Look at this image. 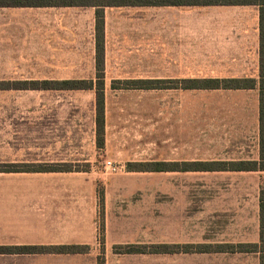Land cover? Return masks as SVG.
<instances>
[{
	"label": "crops",
	"instance_id": "1",
	"mask_svg": "<svg viewBox=\"0 0 264 264\" xmlns=\"http://www.w3.org/2000/svg\"><path fill=\"white\" fill-rule=\"evenodd\" d=\"M260 48L256 5L0 7V264L21 263V255L6 248L90 245L97 235L94 195H127V176L147 174H112L105 167L110 159L121 168L137 162L143 153H133L141 149L136 137L147 145L156 135L157 157L167 166L261 163ZM233 79L252 80L254 88H198ZM29 82L83 88L45 98L43 138L22 132L36 121L22 117V97L14 92L36 86ZM98 88L104 106L100 146ZM158 173L187 179L202 173L206 188L221 186L215 195L220 210L211 211V218L220 212V234L210 236L217 226L206 222L201 242L260 243L264 171ZM193 229L189 238L197 236L195 224ZM188 258L261 264L257 253ZM55 260L79 264L87 257Z\"/></svg>",
	"mask_w": 264,
	"mask_h": 264
},
{
	"label": "rangeland",
	"instance_id": "2",
	"mask_svg": "<svg viewBox=\"0 0 264 264\" xmlns=\"http://www.w3.org/2000/svg\"><path fill=\"white\" fill-rule=\"evenodd\" d=\"M50 83L60 84V82H29L30 85L36 86L15 89L14 94L22 97V117L31 116L36 121V124H31L29 127L22 126L23 133L33 131L39 135L41 132L40 136L43 138L44 131L48 128L45 119L49 116V112L44 108L47 105L45 98L69 94L67 92L69 89L45 86ZM5 90L7 94V91L12 89ZM23 109H29L31 115H26ZM150 131L155 133L156 128ZM100 140L102 141V137L98 138L99 146L102 145ZM136 140L135 144H139L141 149L133 153L139 155L143 153V155L137 158V162L130 164L134 166L133 169L138 170L132 172L147 174H133L131 178L127 176L126 182H130L131 189L127 195H94L96 214L93 223L96 224L97 235L90 245H37L19 247L18 249H22L18 251H14L16 248H6V253L21 255L20 264H72L68 260L57 261L55 258L74 256L87 257L85 262L79 264H205L189 260L188 257L223 255V253L254 254L216 252L217 246L223 245H208L201 242L200 234H204L206 222L217 226L209 233L210 236L220 234L222 221L220 212L218 216L213 214L215 216L211 218V211L217 208L218 211L220 210L221 197L215 195L216 192L221 191V186L206 188L202 173H198L196 179L183 178L182 174L159 175L158 172L167 171L166 169L169 168L160 166L163 161L157 157L156 135L147 145L140 144L142 139L139 137H136ZM166 146L167 143L164 147ZM107 162L119 168L117 173H112L105 164L106 169L112 174L130 169L128 166L121 168L120 161L112 162L110 159ZM196 162L206 163V161ZM159 168L165 169L157 171ZM48 169L50 168L38 167L34 170ZM143 169L148 171H141ZM211 193L214 195H208ZM194 224L197 226V236L189 238V231L194 230ZM59 247H77V249L71 250L73 252L59 253L57 251ZM32 248L37 249L34 251ZM208 249L210 252H202Z\"/></svg>",
	"mask_w": 264,
	"mask_h": 264
},
{
	"label": "trees",
	"instance_id": "3",
	"mask_svg": "<svg viewBox=\"0 0 264 264\" xmlns=\"http://www.w3.org/2000/svg\"><path fill=\"white\" fill-rule=\"evenodd\" d=\"M119 5H145V6H238V5H256L261 8V163L257 162H240V163H196L189 166L180 168L178 165H160L167 167V171H264V0H0V7H46V6H119ZM101 14L98 13V27L101 25ZM101 40L98 41V51L100 50ZM254 81L252 80H223V81H207L204 82L202 87L204 89H252L254 88ZM60 89L77 90L83 89L75 86V83L63 82L60 83ZM98 100H97V132L98 138L102 137L103 126H104V112H103V101L100 91L98 88ZM101 141V140H100ZM103 143V139L100 144ZM130 168V169H129ZM134 166H128L130 171H138L133 169ZM165 169V168H163ZM162 168L157 171H162ZM48 170L53 171H70V168H50ZM143 169L141 171H145ZM148 171V170H147ZM146 172V171H145ZM236 248L238 251H236ZM22 249V248H21ZM16 248L14 251L21 250ZM25 249V248H23ZM37 248H32L36 250ZM77 247H59L57 251L59 253L73 252ZM185 250V249H184ZM33 251V252H34ZM187 252V251H186ZM202 252H210L204 250ZM216 252H241V253H257L260 256L261 264H264V185L260 191V243L259 244H248V245H223L217 246ZM28 253V252H27Z\"/></svg>",
	"mask_w": 264,
	"mask_h": 264
},
{
	"label": "built area",
	"instance_id": "4",
	"mask_svg": "<svg viewBox=\"0 0 264 264\" xmlns=\"http://www.w3.org/2000/svg\"><path fill=\"white\" fill-rule=\"evenodd\" d=\"M106 167L112 173H117L119 171V168L116 165H114L113 163H111V162H107L106 163Z\"/></svg>",
	"mask_w": 264,
	"mask_h": 264
}]
</instances>
